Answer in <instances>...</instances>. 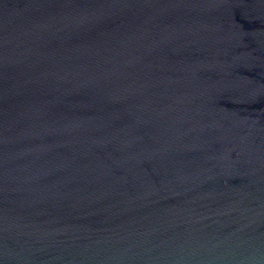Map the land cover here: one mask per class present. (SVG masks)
Here are the masks:
<instances>
[{
    "label": "water",
    "instance_id": "1",
    "mask_svg": "<svg viewBox=\"0 0 264 264\" xmlns=\"http://www.w3.org/2000/svg\"><path fill=\"white\" fill-rule=\"evenodd\" d=\"M0 264H264V0H0Z\"/></svg>",
    "mask_w": 264,
    "mask_h": 264
}]
</instances>
